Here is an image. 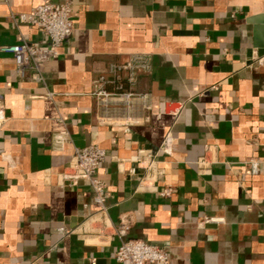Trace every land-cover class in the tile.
<instances>
[{
  "label": "crops",
  "instance_id": "obj_1",
  "mask_svg": "<svg viewBox=\"0 0 264 264\" xmlns=\"http://www.w3.org/2000/svg\"><path fill=\"white\" fill-rule=\"evenodd\" d=\"M44 1L70 2L75 23L44 82L0 50V264H119L122 238L89 231L90 183L63 178L90 145L106 151L98 177L124 238L165 247L170 264H264V0H0V46L49 44L20 20ZM140 53L150 70L117 80L110 66ZM102 77L147 96L104 106ZM151 158L163 174L140 190Z\"/></svg>",
  "mask_w": 264,
  "mask_h": 264
},
{
  "label": "built area",
  "instance_id": "obj_2",
  "mask_svg": "<svg viewBox=\"0 0 264 264\" xmlns=\"http://www.w3.org/2000/svg\"><path fill=\"white\" fill-rule=\"evenodd\" d=\"M20 20L40 28L48 36L49 44L40 46L24 40L18 44L1 45L0 50L14 55L16 71L20 77H27L28 71L31 70L34 80L44 82L41 66L60 55L62 46L74 32L75 23L72 5L70 2L54 4L44 1L31 11L21 13ZM150 68V58L143 53L133 55L123 64L110 66V70L115 74L117 80L125 74L131 84L135 82L138 72H147ZM103 83H105L104 77L101 78V86L95 94L104 106H109L115 102L132 106L137 99L147 96L146 94L142 95L122 90L121 86H119L121 90L110 92L103 87ZM114 98L116 101H113ZM6 121L5 108L0 106V128ZM105 157L106 151L99 145L77 148L73 159L63 173V178L68 180L72 186L78 185L81 180H86L93 189V200L98 210L89 220L91 225L89 231L93 234L102 235L115 233L122 238L115 253V259L119 264H170L171 255L165 247L139 238H124L130 227L129 222L122 219L119 224L115 225L111 221L107 206L106 185L98 177V168ZM146 169L147 172L140 181L139 189L155 191L157 190V179L163 174V170L158 168L157 161L154 158L149 160ZM251 169L253 173H257L259 164L251 162ZM172 190L173 187L167 185L159 194L168 197L172 194ZM206 221H210V219Z\"/></svg>",
  "mask_w": 264,
  "mask_h": 264
},
{
  "label": "water",
  "instance_id": "obj_3",
  "mask_svg": "<svg viewBox=\"0 0 264 264\" xmlns=\"http://www.w3.org/2000/svg\"><path fill=\"white\" fill-rule=\"evenodd\" d=\"M256 37H257V43L255 46L257 47L258 50L257 53L254 55L255 57H260L264 55V23L260 24L257 27Z\"/></svg>",
  "mask_w": 264,
  "mask_h": 264
},
{
  "label": "bare ground",
  "instance_id": "obj_4",
  "mask_svg": "<svg viewBox=\"0 0 264 264\" xmlns=\"http://www.w3.org/2000/svg\"><path fill=\"white\" fill-rule=\"evenodd\" d=\"M90 224V223H89ZM91 226V225H90ZM91 228V227H90Z\"/></svg>",
  "mask_w": 264,
  "mask_h": 264
}]
</instances>
